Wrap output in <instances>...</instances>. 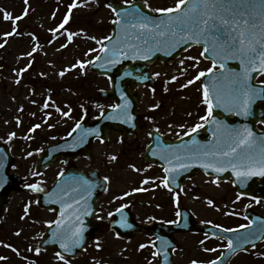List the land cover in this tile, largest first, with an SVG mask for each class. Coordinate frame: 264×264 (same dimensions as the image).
Masks as SVG:
<instances>
[{
	"label": "flooded vegetation",
	"instance_id": "af4514ba",
	"mask_svg": "<svg viewBox=\"0 0 264 264\" xmlns=\"http://www.w3.org/2000/svg\"><path fill=\"white\" fill-rule=\"evenodd\" d=\"M98 5L105 7L103 1ZM106 14L107 22L103 27L111 31L115 16L109 10ZM201 52L200 47H191L186 51L189 57L202 61ZM159 67L167 65L155 62L145 70L153 74L152 69ZM142 68L143 65L135 63L130 67L123 66L111 71L110 77L128 83L129 79L144 76L143 73L138 74ZM106 83L108 90L111 84L107 79ZM129 88L135 90V85L131 84ZM149 88L141 87L134 93L141 99ZM52 95H55L54 92ZM213 98L214 95L211 97L213 114L207 120H201L208 111L203 102L188 105L186 110L175 106L178 110L175 107L170 110L167 119L155 118L153 110L143 112L139 103L140 119H112L108 122L109 125H122L118 129L127 133L128 138L113 132L103 141L94 142L92 148L95 150L89 157L78 158L72 163L59 157L60 149L48 151L46 159L39 161L42 153L64 140L76 124L69 125L63 115L67 108L64 97L58 94L55 105L47 106L42 117L35 119L25 117L29 99L25 98L26 103L18 108L21 102L16 97L15 136L11 151L13 174H19L26 168L27 173L38 176L33 177L32 182L39 184L41 189L48 188L69 167H76L85 173L97 172L103 180L104 177L109 178L105 180L104 191L95 199V209L94 205H90L88 189L92 185L89 184L77 192L75 198H60L57 202L60 208L53 210L41 208L37 198L40 191L29 188L33 197L27 200L26 205L28 250L33 249L29 251L30 261L44 264L34 256L51 255L60 264H192L193 260L198 264H208L211 260L222 264H264V240L258 243L256 239L264 231V177H251L245 186H241L235 175L227 176L223 171L205 168V164L213 163L210 158L193 157L191 152L185 151V146L193 150L217 147L221 137L214 121L233 128L232 115L224 118V108L216 107V99L214 102ZM105 108H114V102L109 100ZM158 108L164 110L166 105L160 102ZM74 111L75 106L70 115ZM92 120L89 118V123ZM197 124L202 127L192 131ZM35 125L40 127L31 131ZM255 130L264 133V124L255 121ZM184 136L186 141L176 144ZM103 147L102 161L97 164L93 161L94 156L100 154L97 149ZM112 163L118 166L116 172L110 171ZM181 164L186 167H180ZM165 177L169 181L167 187L163 184ZM145 180L149 182L143 183ZM133 189L146 190L133 192ZM126 192L131 194L125 196ZM209 200L213 203L209 204ZM65 205L68 207L64 208ZM62 208L66 213L64 224L75 223L76 227L84 229L81 244L70 252L60 247V240L48 239L41 247L42 237L55 224L52 222L57 221L58 215L60 219ZM77 216L80 223H76ZM224 229L236 231L226 232ZM245 237H250V241L244 242ZM229 240H232L234 250L227 247ZM55 244L60 247L58 251ZM36 248H40L39 254L35 252ZM77 251V258L59 260L56 256L57 252L75 254ZM153 253L157 255L153 256Z\"/></svg>",
	"mask_w": 264,
	"mask_h": 264
},
{
	"label": "snow or ice",
	"instance_id": "6c2138e0",
	"mask_svg": "<svg viewBox=\"0 0 264 264\" xmlns=\"http://www.w3.org/2000/svg\"><path fill=\"white\" fill-rule=\"evenodd\" d=\"M25 4H28V0H25ZM144 5H148V0H144ZM185 5L187 6L183 7ZM76 6V3L70 5L69 11ZM109 7L112 6L109 5ZM112 10L116 12V8L113 7ZM27 11L28 9L26 8L24 15H27ZM152 11L161 13L165 16V19H153L151 16L143 14L138 7H134L132 12L125 11L119 15L125 18L127 28L138 30L133 33L135 39L140 40L145 45L150 42L165 43L169 38L175 39L181 33H190L195 38L196 43H201V40H203L206 45L204 52L201 53L202 56L204 53L210 52L212 56L218 57L220 61L227 59L240 61L241 71L237 72L229 69V75L223 77V80L227 82L224 87L219 86V78L211 82V87L215 90L213 93H210L207 84L204 85L203 103L207 105L208 111L206 116L201 117V120H207L213 114L211 95L215 96L216 107H223L226 111L234 112L244 117L251 114L252 104L257 98L264 101V87L258 88L255 86L252 76V72L264 74V0H177L174 7H157L152 9ZM9 18H11L10 14L5 12V19ZM21 18L14 17L13 19L16 21ZM66 23H68V16H65L60 28H63ZM113 23H119V20L113 21ZM13 29V32L5 33L4 35L12 36L13 34H18L16 33L15 22ZM52 31L56 30L53 29ZM72 35V33H69V41H71ZM180 38L183 39L182 36ZM106 39H111V37ZM3 46V44H0V47ZM131 47L133 51L137 50L136 45H131ZM102 51L107 52L108 49L104 48ZM117 54L121 53L114 48L113 55ZM28 55L30 56L31 53H28ZM97 59L100 58L97 57ZM189 59L193 58L189 57ZM108 62L116 63L117 61L109 59ZM87 63H91V61ZM80 66L84 67V63L81 62ZM216 68L217 61L213 60L212 68L207 71L212 73ZM224 68L225 64L220 62L219 69ZM26 70L27 68L21 69V72ZM60 75L63 76L64 72L62 71ZM205 75L206 73L201 71L194 77V80H199L200 77ZM175 79L176 77H173V80ZM194 80H189L188 84H192ZM261 83L264 84V82ZM186 86L183 85V87ZM115 107L120 109V115L131 118L127 112V102L123 106L116 105ZM63 115L68 116L69 113L64 112ZM108 118L117 119L118 117L109 116ZM260 122L264 123V118H261ZM214 123L217 124V132L220 133L221 137L217 141V147L211 150H193L185 146V151L191 152L193 157L210 158L213 163L205 164V168L211 167L217 172H222L230 167L240 181L241 186H245L246 181L251 177H264V135L257 137L247 125L242 128H226L220 121H214ZM39 127L40 125H35L31 131H35ZM201 127V124H197L192 131ZM79 128H81V124L78 122L72 131L75 132ZM95 131V129L84 130L85 133ZM11 136H15V133H11ZM112 159L115 160L116 157H112ZM177 159L179 160L180 157H177ZM180 167H186V165L181 164ZM166 171H175V169H166ZM108 179V177H104V180ZM148 182V180L143 181L145 184ZM168 183V178L165 177L163 180L164 186L167 187ZM27 187L35 191H43L39 184H29ZM144 190L146 189H133V192ZM130 194L126 192L124 195ZM208 203L212 204L213 202L209 200ZM67 207L68 205L64 206V208ZM64 208L61 210L60 219L52 222L58 225L57 231L53 233V238L59 239L61 241L60 247L64 251L70 252L72 248L81 244L84 229L76 227L75 223L64 224L66 215ZM25 212L27 213V207ZM179 214L177 212L178 216ZM76 223H80L78 216L76 217ZM170 223H175V221ZM127 226L130 227L131 225ZM241 227L246 226L241 225ZM224 231L234 232L236 229H224ZM16 234L19 235V233ZM261 235L264 236V231H261ZM256 238L259 239L260 237L257 236ZM249 241L250 237L244 238V242ZM6 246L12 247L11 245ZM97 246L99 247V244ZM141 247H145V245H141ZM227 247L233 249L232 240L228 241ZM32 250L29 248V251ZM40 251V248L35 249L37 254ZM205 251H215V249H205ZM156 255L157 253H153V256ZM56 256L59 260L65 259L60 252H57ZM0 259L5 258L0 257ZM192 264H198V262L193 260ZM208 264H217V261L211 260L208 261Z\"/></svg>",
	"mask_w": 264,
	"mask_h": 264
},
{
	"label": "rangeland",
	"instance_id": "374dc122",
	"mask_svg": "<svg viewBox=\"0 0 264 264\" xmlns=\"http://www.w3.org/2000/svg\"><path fill=\"white\" fill-rule=\"evenodd\" d=\"M57 1L61 2L62 0H28L27 5L25 0H0V44L4 45L0 48V83L6 85V89H2V86L0 87V129L2 133L10 131L11 109L13 115L16 113V109H14L15 98L17 97V101L22 102L21 100L24 98H22V95L26 96V93L28 95L31 94L34 104V107L26 114L27 117H31L34 114H36V118L40 117L39 111L44 106V96H52L51 91L55 92V94L58 93L60 97H64L65 104L71 105L69 107L71 111H73L74 106L75 109L84 111L86 105L90 103L95 104L93 109L100 107L94 99V94H96V89L104 87L105 84L101 79H97L94 74L87 72L86 67L90 64L87 62L90 60L86 53L83 52L85 48L90 51L91 49L95 50L97 46L91 39H84L83 36L87 35L90 38H94L95 41L99 40V37L104 34L100 29L106 19L104 16L105 12L97 8V5L81 6L75 10L70 15V21L68 18L70 22L68 30H71L69 32L73 34V31H75L74 36L72 35L71 37L74 42L69 46L63 47L69 41V34L57 33L58 35H55V31H52L55 29L53 27L54 22L51 20L52 16L57 19L56 25L62 24L65 19L62 13L66 9V4L63 3L61 6ZM148 5L152 8H157L169 5V2L168 0H148ZM55 7H58L57 11H55ZM26 8L28 9L27 15H24ZM94 9L96 11H93ZM5 12L9 13L11 18L6 20ZM91 12L96 14H91ZM14 17H22L16 20L18 22L15 23L18 34H15L16 36H5V33L13 32ZM55 36H58V38L53 39ZM5 41L7 42L5 43ZM28 53H31V55L29 56ZM187 61L188 56H183L178 61V70L174 76L176 77L175 80L170 77L169 73H161L159 75L158 84L143 97V112H146L145 109L158 104L157 102L160 99L166 105V110L164 109L165 111L155 115V118L161 119L162 115H170L168 107H171V103L178 109H187L188 106L185 101H190L191 99L199 102L197 95L191 97V91H189V96H185V92L192 89L194 91L197 88L195 83L188 84L189 79L184 75L183 70L180 69L187 64ZM81 62L84 63V67L80 66ZM196 63V71L198 69H200L199 71L205 70L207 67L198 61ZM25 68L27 70L21 72V69ZM62 71L64 72L63 76L60 75ZM77 77L82 78V80L74 82ZM34 79H38V81L34 83ZM260 81H264V76L260 78ZM183 85L187 86L183 87ZM40 87L45 89L42 88L37 91L36 88ZM56 87L58 88L56 89ZM61 87H64V89L60 90ZM90 92L94 94L91 95ZM157 92H160L159 94L161 92L174 93L176 99L170 101L161 99L158 97ZM54 100H56V95L49 100V103ZM21 123L24 124L25 122L22 120ZM15 124L16 121H13V126ZM26 132L27 127L24 134ZM101 150L103 149L101 148L97 151ZM100 156L99 154L95 155L93 161L100 164L102 161ZM30 197L29 192L12 195L8 208L0 221V257L5 258L0 260L7 262V264H10L11 252L4 247L14 237L12 236L14 231L22 232L20 237L25 234L27 218L23 212H19V208L22 205V201ZM13 240V264H25L21 260H19V263L14 259H26L23 250L24 245L19 244L22 239L18 237L13 238ZM40 263L56 264L49 256L43 255L40 257Z\"/></svg>",
	"mask_w": 264,
	"mask_h": 264
},
{
	"label": "water",
	"instance_id": "95a60500",
	"mask_svg": "<svg viewBox=\"0 0 264 264\" xmlns=\"http://www.w3.org/2000/svg\"><path fill=\"white\" fill-rule=\"evenodd\" d=\"M134 31H138V30H132V29H129V31H127L128 33H127V35H125L124 37H123V39L124 40H126L127 41V44H129L134 38H135V36H134ZM183 37V39H181L180 37ZM176 39V38H175ZM191 40L192 39V37H187V35H185V34H183V33H181L180 34V36H178L177 37V40H178V42H185V41H187V40ZM173 40V39H172ZM169 41H171V38H169L168 40H167V42H169ZM159 45L158 43H156V42H152V46H154V45ZM139 45H142V46H145V44H143L140 40H138L137 41V43H136V46H139ZM139 54H143V52H140ZM222 62V61H221ZM220 63V61L219 62H217V65ZM223 63L225 64V65H227V66H225V68L224 69H222V74H221V77H220V79L218 80V84H219V86H221V87H224L225 85H226V81L225 80H223V77L224 76H227V75H229V69H232L234 66H235V68L233 69V70H235V71H237V72H239V71H241V69H242V66H241V64H240V61L239 60H236V59H227V60H224L223 61ZM229 66H233L232 68H229ZM259 73H257V72H252V76H253V78L255 79V77L258 75ZM254 79H253V84H254ZM209 81V80H208ZM255 85V84H254ZM255 86H257L258 88L259 87H264V86H261V85H255ZM63 180V179H62ZM61 180V181H62ZM6 182V177H5V174L4 173H0V183L1 184H4ZM4 190V189H3ZM3 190H2V192H1V194H0V196H2V193H3ZM1 201L2 202H5V198H4V196L1 198Z\"/></svg>",
	"mask_w": 264,
	"mask_h": 264
}]
</instances>
